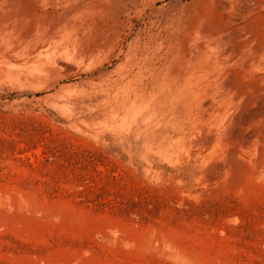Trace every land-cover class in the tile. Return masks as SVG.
<instances>
[{
  "label": "rangeland",
  "instance_id": "374dc122",
  "mask_svg": "<svg viewBox=\"0 0 264 264\" xmlns=\"http://www.w3.org/2000/svg\"><path fill=\"white\" fill-rule=\"evenodd\" d=\"M57 5L58 34L24 26ZM1 10L12 18L0 34V264H264V70L251 55L264 0ZM232 31L253 47L247 61L220 53ZM180 56L193 62L189 91L226 76L223 102H193ZM153 78L130 110L115 105L117 90ZM229 113L243 117L228 129Z\"/></svg>",
  "mask_w": 264,
  "mask_h": 264
},
{
  "label": "bare ground",
  "instance_id": "6f19581e",
  "mask_svg": "<svg viewBox=\"0 0 264 264\" xmlns=\"http://www.w3.org/2000/svg\"><path fill=\"white\" fill-rule=\"evenodd\" d=\"M29 1H31L34 4H37L42 9H47V7H48V0H29ZM61 9H62L61 6L57 5V12H52L51 15H49L47 12H44L42 14H38L37 11L35 13H33L32 15L28 14V15L24 16V18H23L24 26L28 27V28H31V29H36L37 32L42 31V34H48L49 33L51 35H56V34H58L60 28H62L61 21H62L63 14H62V12L59 11ZM244 11L245 10L242 9L241 10V14H243ZM10 18H12L11 14L9 15V14L5 13L4 10L3 11L1 10V12H0V34L3 32L1 29L5 25L10 27L11 22L8 21ZM4 32L8 33L9 31L7 30V31H4ZM232 34H233V31L228 34L230 36V39L220 41V43L218 45L220 53L224 56L225 60H227V61L229 59H231L232 56H235L239 60H246L247 61V59H248L247 52L248 51H252L253 47H250V48L247 49L244 41H242V40H238V41L232 40ZM172 40H174V39H172ZM8 41H9V38H6L4 40L5 45H7L8 48H15V46L13 44L8 43ZM231 44H233L235 47L233 48L231 46ZM254 50H255V52L253 54H251V55H254V54H258L259 55V58H260L259 66H260L261 69L264 70V27L261 30L259 42L256 45H254ZM198 51H199V47L193 48L192 56L197 54ZM192 63L193 62L191 60L187 59L186 56H180L179 59L175 63V65L177 64V67H178L177 68L178 69V71H177L178 76L177 77H178V79L180 81H182V80L184 81L182 83V87L184 85L182 90L183 91H187V93L188 92L198 93V95H195L196 98H195V100L193 102H199L201 104V107H204L203 104H202V100L207 98V97H209V96L211 97V101L213 103L223 102L224 98H222V99H219V98L223 97V95L225 94L226 90H228V88L226 86V83H225V77L226 76H223V75H216L212 79H208L205 83L201 84L200 86L194 87V88H192L189 91V88L187 87V84L189 83V80H188V78H186V77L183 78V77L189 72V70H190V68L192 66ZM228 65L231 66L232 65V61L231 62L229 61ZM240 65H241V63H240ZM170 66L171 65H168V63L166 62L164 66L160 67V70H159L160 72L159 73H162L163 69H165V68L169 69ZM174 79H176V77H174ZM130 84H131V82H129L128 85L124 86L125 91L124 92L122 91V94L119 93V90H117L115 92L114 98H115V105L117 107L122 106V107L128 108V110H130L135 105L137 100L141 99V96H144V94L147 93L146 89H148L149 86H152V87L156 86V78H153L152 81L148 82V83H140V87H132V86H129ZM165 91L166 90H163L160 93H157V94H155L153 96L155 98V102H160L162 100L161 99L162 98V94ZM230 94L231 93H229V95ZM260 100H262V99H260ZM211 107L212 106H207V107H205V109L208 110ZM260 108H262V110H263V107H260ZM230 110L231 109H229L228 112ZM239 110H240V107H239ZM242 110H244V109H242ZM214 117H216V116H212L210 118H214ZM242 117L243 116H241V115H239L238 117H235L234 114H230L229 113L230 124L228 126V129L233 124L237 125L238 124V119L237 118H242ZM239 122H240V120H239ZM251 126H253V125H251ZM257 131H259V130L257 129ZM210 132L213 133L211 130H210ZM221 133H222V131L218 130L217 134H221ZM247 135H249V134H247ZM246 138H249V136H246ZM247 140L248 139H246V141ZM240 142H243V141H240ZM258 142H261V141H258Z\"/></svg>",
  "mask_w": 264,
  "mask_h": 264
}]
</instances>
